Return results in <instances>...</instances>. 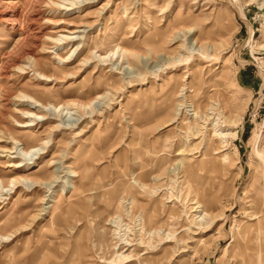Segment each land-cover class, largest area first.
I'll list each match as a JSON object with an SVG mask.
<instances>
[{
    "label": "rangeland",
    "instance_id": "obj_1",
    "mask_svg": "<svg viewBox=\"0 0 264 264\" xmlns=\"http://www.w3.org/2000/svg\"><path fill=\"white\" fill-rule=\"evenodd\" d=\"M48 1L58 0H0V13L21 11L35 34L50 33L49 21L76 29L80 46L68 65L57 63L54 49L34 51L51 76L45 83L31 69L12 67L32 37L16 44L12 24L0 23V131L20 135L15 120H26L14 110L19 92L50 104L105 96L91 111L71 107L75 118L50 111L35 121L21 140L48 143L29 170L9 167L20 160L0 153L5 188L16 176L33 182L0 192V264H264V0H97L78 14ZM198 45L205 49L198 52ZM62 46L69 55L71 45ZM117 46L137 57H97ZM185 84L194 93L189 88L182 100L176 96ZM180 100L208 116L206 144L216 119L238 121L234 129L222 127L236 132L225 152L204 156V135L193 137L188 115L171 124ZM7 143L0 148L10 149ZM180 161H189L186 174H179ZM195 201L208 217L193 220ZM141 212L146 228L137 234ZM154 229L156 236L146 233ZM117 249L144 255L125 263Z\"/></svg>",
    "mask_w": 264,
    "mask_h": 264
},
{
    "label": "bare ground",
    "instance_id": "obj_2",
    "mask_svg": "<svg viewBox=\"0 0 264 264\" xmlns=\"http://www.w3.org/2000/svg\"><path fill=\"white\" fill-rule=\"evenodd\" d=\"M30 1V0H29ZM97 0H58L57 2H53V1H48V3L56 8H58V10H65L67 13L68 12H72V11H77V14L80 12V9L88 6L90 4H93L94 2H96ZM27 2V1H26ZM9 4L13 5V7H15V2L14 1H10L8 2ZM36 3V2H33ZM7 4V3H6ZM263 4V3H262ZM32 4H30L31 6ZM9 8V7H8ZM28 8V7H27ZM3 12V11H2ZM69 14V13H68ZM67 14V15H68ZM74 18H80L78 16L74 17ZM8 23V24H12L13 28L12 30H14V32L17 33V35L19 36L16 44L23 43L26 42V40H28V38L30 39L32 37L33 40V46H31L30 48H25V49H21L22 53L20 54V59L17 61H13L12 62V67L14 68L15 71H25L27 69H31L30 71H33L36 75V79L40 80V81H50L51 76H48L45 74L44 70L42 69V67L39 64L38 61H36L35 57H34V51L36 50H41V51H47V49H54L55 53V58L58 60L57 63L59 64H67L70 63L69 60L71 59L72 55H74V52H76V50L78 49V47L80 46V38H77V34L80 31H76V29H72V28H68V27H64L61 29H58L57 26H60V24L58 23H52V21H49L50 24H54L53 26V30L50 31V33H34L33 28L31 27L32 24V20L30 18H25V16L22 14V12H16V13H8L6 15H2L0 13V23ZM66 23V22H65ZM74 25V24H72ZM71 26V25H70ZM84 27H88L87 25H81ZM80 26V27H81ZM75 27V26H74ZM79 28V27H78ZM186 29V28H185ZM193 31V30H192ZM191 29L185 30V33L190 34V32H192ZM83 32V31H82ZM193 34V33H192ZM79 36V35H78ZM180 36V35H179ZM186 37V35H185ZM188 37V36H187ZM180 38V37H178ZM177 40V39H176ZM76 43L75 47H73V45ZM193 44H195L197 46V42L194 39ZM191 43V44H192ZM26 44V43H25ZM49 44V47H46V45ZM62 44L71 45V49H69V51L71 50L70 54L68 55V51L64 53H61L62 50H64L65 46H62ZM22 45V44H21ZM189 45V44H188ZM192 45H190L191 47ZM195 46V47H196ZM257 46V43H253L251 44V48H254ZM21 47V46H20ZM203 46H199L198 45V52H201ZM205 47V46H204ZM203 47V49H205ZM208 47V46H207ZM215 47V46H214ZM14 48V47H13ZM69 48V47H68ZM195 48V49H196ZM183 49V47H182ZM207 49V48H206ZM258 49V48H257ZM68 50V49H67ZM82 50V49H81ZM81 50L78 51L77 55H79V53L81 52ZM129 49H125L122 47L117 46L114 50L110 51L108 54H104L102 55H97V57L101 60L109 58V57H114L115 55H117L118 57L124 58L127 56H134L137 57V54L128 51ZM189 50V49H188ZM213 50V49H212ZM18 51V50H17ZM215 51V49H214ZM21 51H19L20 53ZM37 52V51H36ZM42 52V53H43ZM51 52V51H50ZM46 53V52H44ZM98 53V52H96ZM192 53V52H191ZM16 54V53H15ZM18 54V53H17ZM37 54V53H36ZM64 54V55H63ZM195 54V53H194ZM206 54V53H203ZM19 55V54H18ZM76 55V56H77ZM140 55V54H139ZM75 56V57H76ZM94 56V55H93ZM202 56V55H201ZM200 56V57H201ZM37 57V56H36ZM95 57V56H94ZM141 57V56H140ZM96 58V57H95ZM120 58V60H121ZM139 58V57H138ZM190 58V57H189ZM129 59V58H128ZM188 59V58H187ZM186 59V61H187ZM55 60V59H54ZM100 60V61H101ZM119 60V61H120ZM125 60V59H123ZM131 60V59H130ZM139 60V59H138ZM74 61V59H73ZM87 60L85 59L84 62H86ZM116 61L118 62V60L116 59ZM107 62V61H106ZM121 62V61H120ZM126 62V61H125ZM22 63V64H19ZM72 63V62H71ZM87 63V62H86ZM58 64V65H59ZM116 64V63H115ZM68 65V64H67ZM128 65V63H127ZM64 67V66H63ZM122 68H125L123 66H121ZM128 69V68H127ZM46 83V82H45ZM48 85V83H47ZM190 88L189 92L191 94L194 93V90H192L191 87H186V84L182 86L181 90L179 91V94L176 96L177 98H180L182 100L186 99L187 97L185 96V94L183 92H188L187 90ZM42 91V90H41ZM42 93V92H40ZM46 93V92H45ZM43 94V93H42ZM40 95V94H39ZM41 96V95H40ZM105 96V95H104ZM103 95H97L94 99H91V101H88V103L83 104L80 103L81 101L77 102L76 100L73 101H68V102H64L63 104H50V103H44L43 101H41L40 99H38L36 96L30 94L29 92L26 91H22L17 93V95L14 97V102H13V106H14V110L17 114H19L20 116H22V118L26 121L24 122H20L18 120H15V123L17 125V128H19L20 130V135H18L17 133L13 134L12 132H10L8 134V137L6 138L4 134V132L0 131V142H8L11 145L10 149H6V148H0V153H8L6 158L10 159V158H17L20 161H9V164H7L9 167L14 168L15 170H19L20 168H27L29 170V166L34 164V161L36 160V158L38 156L41 155V152L44 151L47 147V143L48 141L45 140H41L40 142H38L36 145L34 146H25L23 141L21 140L22 138L26 139L27 136L30 137L32 131H33V125L34 122L37 121L38 119H42L45 120V114L46 112H50L53 111L54 113H57L59 118H62L63 115L64 117L69 116V118H71V116H73V113H70V109L71 107L74 108H82L87 110L86 108H89L90 111L94 110L93 108V104L98 103L99 100L104 98ZM43 97V95H42ZM43 100V98H42ZM83 102V101H82ZM188 107L185 106V104H183V101H179L178 104L176 105V109H175V113H174V118L171 120V124L176 123L179 119L180 120H185V119H181V116L184 114L189 116V121L186 122L188 125V128L192 130V135L194 138L198 137V136H203L204 134H202L201 129L202 128H206L205 125H207V117H205L204 114H201L199 110H197V108L195 107V104L193 102H188ZM213 104V103H212ZM93 105V106H92ZM187 108H190V110H186ZM214 108V107H213ZM212 108V109H213ZM73 110V109H72ZM214 110V109H213ZM77 111V110H76ZM14 112V114H15ZM84 112V111H83ZM87 112V111H86ZM188 112V114L186 113ZM75 113V112H74ZM213 113V112H212ZM221 113V112H219ZM217 115V113H215ZM212 115V114H211ZM218 116V115H217ZM75 118V115L73 116ZM205 117V118H204ZM210 117V116H209ZM213 117V116H212ZM19 118V117H18ZM216 118V117H215ZM218 118V117H217ZM225 118V117H223ZM204 119V121H203ZM211 119V118H210ZM214 119V118H213ZM59 120V119H58ZM187 120V119H186ZM202 120V121H201ZM60 124L63 123L61 122V120H59ZM209 122V121H208ZM72 123L74 126H76V124L78 123V119H73ZM223 123H220L218 121V119H216L215 123H212V127L210 129L211 131V137H209V142L206 144V140L205 139V135L202 138V140L205 142V152H204V156L208 155L209 150L213 149V151H217V154L223 153L226 151L225 147L228 145L227 143V138H229L232 135H235L236 132H232V131H228L225 129H222V127H226L227 126L229 128H236L238 121L233 119H229V118H225L223 120ZM182 124V123H181ZM37 124H35L36 126ZM57 128V127H54ZM208 128V127H207ZM228 128V129H229ZM187 130V129H186ZM207 131V130H206ZM261 132V131H260ZM190 133V132H189ZM191 135V133H190ZM190 137V136H189ZM232 138V137H231ZM217 140V143L221 146V148H215V143L214 140ZM257 147L259 148V143L261 140V135L258 134L257 135ZM216 142V141H215ZM7 143V144H8ZM193 150V149H192ZM256 152V150H255ZM9 154H15V157H9ZM258 154V153H257ZM225 157V156H224ZM222 158V160H224L225 158ZM227 157V156H226ZM16 159V160H17ZM189 161H180L179 165H177L178 170H179V174L182 173V170L185 171V174L187 173V168H186V164ZM53 164V162H52ZM41 168V167H40ZM39 168V169H40ZM181 168V169H180ZM57 170V169H56ZM55 172V171H53ZM54 174V173H53ZM69 177H74L76 174L72 169H69ZM68 177V178H69ZM67 178V179H68ZM57 179V178H56ZM71 180L69 179L67 181L68 184H70V186L67 187V189H75V186L73 185V183L70 182ZM28 183V184H32V180L29 179V177L27 175H21V176H16L13 178H10L8 181L9 184V188H5V186L2 184V182L0 181V192H9L11 189H13L14 187H18L19 184L21 183ZM37 184V183H35ZM53 183H51L52 185ZM66 184V183H65ZM67 184V185H68ZM23 185V184H22ZM46 185V184H45ZM54 185V184H53ZM43 186V184H42ZM7 187V186H6ZM20 187V186H19ZM32 187V186H31ZM30 188V187H28ZM46 197V196H45ZM47 198V197H46ZM195 200V199H194ZM51 201V200H50ZM49 201V202H50ZM53 203V202H52ZM46 206H42L40 213L42 214H46L48 212V208L50 207L48 204V200L47 202L44 203ZM51 204V202H50ZM192 211L193 213H195V215H193V220L197 221L201 215L203 217H208V211L207 208H205L200 202L195 201L194 203H192ZM131 213V211H130ZM199 215L198 217H196V215ZM119 216L114 217L113 219L110 220V223H115V220L118 218ZM148 218V217H147ZM134 221L137 223L136 227L137 228V234H140L141 232L144 231V229L146 228V219L145 216H143L142 212L139 213V215L136 216V218H134ZM118 222V221H116ZM201 223V222H200ZM196 224V223H195ZM128 228V227H127ZM130 228V227H129ZM132 228V227H131ZM130 228V229H131ZM125 231V230H123ZM127 231V230H126ZM125 231V232H126ZM145 232V231H144ZM165 232V231H164ZM148 235H155L158 234L157 229H154L152 231L146 232ZM126 234V233H125ZM125 234H122L123 236ZM116 235V234H115ZM119 235V233H118ZM117 235V236H118ZM9 236V235H8ZM121 236V237H123ZM156 236V235H155ZM161 236V235H160ZM120 237V236H119ZM159 237V236H158ZM9 238V237H8ZM7 238V240H8ZM118 238V237H117ZM152 238V237H151ZM154 238V237H153ZM2 240V239H1ZM5 240V239H4ZM121 240V239H120ZM123 240V239H122ZM127 240V238H126ZM140 241V245H142L141 239L139 238ZM124 242V241H123ZM123 243H120V246ZM126 246H129V249L133 246L131 244L130 241H126L125 242ZM124 244V245H125ZM127 246V247H128ZM120 249V248H119ZM122 249V248H121ZM118 249L116 252V259H121L122 261L126 262H130L133 261L134 258H140L141 256H143L144 254L141 253L139 257H136V254L133 253V251H131L129 254L124 255L125 252H128V249L122 251L121 253L118 254ZM132 259V260H131ZM123 263V262H122Z\"/></svg>",
    "mask_w": 264,
    "mask_h": 264
}]
</instances>
